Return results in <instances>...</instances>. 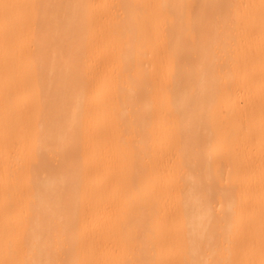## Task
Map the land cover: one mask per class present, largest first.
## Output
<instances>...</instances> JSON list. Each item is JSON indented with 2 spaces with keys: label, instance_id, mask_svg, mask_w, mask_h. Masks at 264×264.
Masks as SVG:
<instances>
[{
  "label": "bare ground",
  "instance_id": "bare-ground-1",
  "mask_svg": "<svg viewBox=\"0 0 264 264\" xmlns=\"http://www.w3.org/2000/svg\"><path fill=\"white\" fill-rule=\"evenodd\" d=\"M0 264H264V0H0Z\"/></svg>",
  "mask_w": 264,
  "mask_h": 264
}]
</instances>
